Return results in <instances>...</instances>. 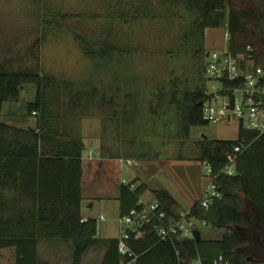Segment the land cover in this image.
I'll return each instance as SVG.
<instances>
[{"label":"trees","instance_id":"obj_1","mask_svg":"<svg viewBox=\"0 0 264 264\" xmlns=\"http://www.w3.org/2000/svg\"><path fill=\"white\" fill-rule=\"evenodd\" d=\"M33 1L37 5L45 2ZM98 1L108 3V10L62 11L46 6L38 17L42 18V25L70 30L82 52L89 57L124 56L132 49L114 42L112 21L131 25L153 17L151 9L178 5L192 19L185 33L187 45L192 39H202L208 27L226 24L230 34L229 49L238 53L250 47L255 61L264 65V0ZM127 2L132 3V9L120 11L117 6ZM176 15L183 16L181 12ZM106 21L109 22L107 27H96ZM200 48L196 57L205 73L206 53ZM27 82L37 87L35 99L27 104V115H35L36 124L29 127L9 124L2 119L4 103L17 99ZM71 85L72 82L60 80L46 71L40 62L17 69L0 65V251L15 247V264H51L41 258V241L67 244L72 264H83L84 255L93 248L101 252L99 264H118L124 258L118 251V237L98 236V220L83 219L81 213L85 143L82 137L71 132L66 122L68 114L63 110L54 112L51 104L67 90L69 103L62 101V106L84 108L96 98L98 91H74ZM195 88L181 96L174 81L171 92L162 89L163 96L169 95L180 107L185 133L193 125L208 123L202 117L200 103L206 97V85L201 83ZM241 143L244 148L237 157L234 174L222 171L227 153ZM199 149L196 159L210 163L216 175L213 182L220 195L212 197L208 208L200 199L191 201L188 217L218 228L228 229L230 224L246 227L248 218L243 208L247 198L254 203L264 226V132L240 128L236 139L202 138ZM163 163L166 168L168 162ZM148 189L146 183L121 184L120 216L138 205ZM152 192L170 214L178 215V202L167 189H152ZM247 243L245 236L231 230L219 239L182 238L180 233L174 234L172 239H162L155 222L145 227L142 236L129 241L136 254L135 264H192L194 260L213 264L220 254L231 264H258L250 261L249 254L242 249Z\"/></svg>","mask_w":264,"mask_h":264},{"label":"rangeland","instance_id":"obj_2","mask_svg":"<svg viewBox=\"0 0 264 264\" xmlns=\"http://www.w3.org/2000/svg\"><path fill=\"white\" fill-rule=\"evenodd\" d=\"M102 2L45 0L37 5L33 0H0V65L17 69L33 67L40 62L46 71L60 80L72 82L74 91L92 92L96 89L98 95L84 108L62 106V101L69 103L67 90L51 104L54 112L63 110L68 114L66 122L71 132L82 137L86 144L85 158L93 159L102 153H110L137 156L144 162H153V175L145 177L147 184L151 188H167L178 198L176 211L186 213L191 208H188L191 200L211 181L206 165L196 159L203 134L211 139H236L240 124L237 119L230 123L212 121L193 125L185 133L180 107L169 99V95L163 96L162 89L171 92L175 81L178 94L182 96L201 83H205L209 91L219 86L218 81L205 78L196 51L203 47L206 62L208 51L224 49L227 46V25L208 27L202 39H192L187 45L185 33L192 24L191 15L185 13L181 6L167 4L157 10L151 9L153 17L140 19L131 25L112 21L114 42L131 48L130 54L92 58L82 52L70 30L42 25V18L38 17L43 7L105 12L108 3ZM131 5L127 2L117 7L120 11H128L132 9ZM180 12L183 16L176 15ZM108 24L106 21L96 27L102 29ZM36 90L35 83H24L17 99L5 101L2 119L20 127L36 121L35 115H27V104L35 99ZM164 161L168 162L166 168L163 167ZM123 173L127 181L135 178L134 170L127 162ZM104 180L103 172L99 182ZM209 190H212L211 185ZM5 193L8 194L7 191ZM148 197L150 195L144 199ZM85 198L84 209L88 207V196ZM93 201L92 212L97 216L103 215L98 219L104 227L102 235L118 237L123 226L118 206L113 202L100 204L96 199ZM244 207L248 218L246 227L230 224L228 229L218 228L186 217L206 238L219 239L230 230L239 232L248 239L242 249L249 254L250 261L260 264L263 247L257 239L264 237V226L255 207L250 203ZM40 255L51 264H72L71 249L62 242L52 245L42 241ZM15 257V247L3 248L0 264H15ZM100 259L101 252L93 248L84 255L83 264H99Z\"/></svg>","mask_w":264,"mask_h":264},{"label":"built area","instance_id":"obj_3","mask_svg":"<svg viewBox=\"0 0 264 264\" xmlns=\"http://www.w3.org/2000/svg\"><path fill=\"white\" fill-rule=\"evenodd\" d=\"M227 46L222 50L210 51L206 56L204 76L208 81H218L219 86H214L213 91L206 88V97L201 101L202 117L206 122L225 121L230 123L237 119L240 128L264 132V65L257 63L248 51L234 53L229 49V31L225 32ZM244 144L236 145L227 153V162L222 171L234 174L236 160ZM206 165L207 175L210 176V185L202 191L200 200L208 208L212 197L219 196L213 179L209 162ZM207 191L209 194H206ZM178 215L170 214L164 204L154 199L144 201L140 199L138 205L132 207L126 214L120 216L122 228L118 236V251L123 259L118 264H135L136 254L129 241L132 237H140L145 232L147 225L156 223V229L162 239H172L174 234L180 233L182 238H194L195 226L186 216V213L178 212ZM192 264H201L200 260H194ZM213 264H231L220 254Z\"/></svg>","mask_w":264,"mask_h":264},{"label":"crops","instance_id":"obj_4","mask_svg":"<svg viewBox=\"0 0 264 264\" xmlns=\"http://www.w3.org/2000/svg\"><path fill=\"white\" fill-rule=\"evenodd\" d=\"M8 123V122H7ZM13 124V123H9ZM36 124V121H29V123L26 124L24 127L34 126ZM16 125V124H15ZM18 126V125H17ZM86 146V144H85ZM90 153L92 154V150H90ZM94 155V154H93ZM83 164H84V175L82 178V192H83V200L81 204V213L83 216V219L87 218H96L97 220L102 219L103 215L97 216L95 215L92 210H94V201L97 200L100 204H110L115 203L118 208L120 209V201H119V195H120V187L123 183L133 182V186H138V181L141 183H146L147 180H145V177H150L153 175V162H144L141 158L137 156H130L123 154H100L98 157L95 158H85L84 152H83ZM127 162L131 169L134 170V176L130 181H127L124 179V163ZM155 166V165H154ZM158 167V165H157ZM87 168L89 169V173H87ZM104 172L105 180L104 182H99L100 173ZM92 179V180H91ZM148 185V184H147ZM149 186V185H148ZM98 188V189H95ZM152 189H167V188H151L149 186V189L146 190L142 195L141 199L144 201H152L155 198L154 193L152 192ZM168 190V189H167ZM169 191V190H168ZM170 192V191H169ZM86 193V194H85ZM171 193V192H170ZM202 193V192H201ZM201 193L193 198L191 201H195L196 199H199L201 196ZM146 195H150V197L144 199ZM88 196V207L84 209V201L86 200L85 197ZM174 196V195H173ZM188 196V194H187ZM175 197V196H174ZM95 198V199H94ZM175 199L178 201V198L175 197ZM112 203V204H113ZM248 203H250L253 207H255L254 203L250 201L249 199H244V206H246ZM192 205V202L190 203V208ZM245 211V207L243 208V212ZM258 216V215H257ZM99 222V220H98ZM206 225V224H205ZM102 231H104L103 224H99V231L98 236L102 238H108L109 236H103ZM202 234V232H201ZM204 239H214V238H206ZM42 242V241H41ZM41 242L39 246L41 245Z\"/></svg>","mask_w":264,"mask_h":264},{"label":"water","instance_id":"obj_5","mask_svg":"<svg viewBox=\"0 0 264 264\" xmlns=\"http://www.w3.org/2000/svg\"><path fill=\"white\" fill-rule=\"evenodd\" d=\"M209 55V51L207 52V56ZM200 103H201V101H200ZM203 138H209L207 135H204L203 134ZM202 238V234H201V231H200V229H198V228H195L194 229V239H196V240H199V239H201Z\"/></svg>","mask_w":264,"mask_h":264},{"label":"flooded vegetation","instance_id":"obj_6","mask_svg":"<svg viewBox=\"0 0 264 264\" xmlns=\"http://www.w3.org/2000/svg\"><path fill=\"white\" fill-rule=\"evenodd\" d=\"M258 240V242L261 244L260 245V247L262 248L263 247V252L261 253L262 255V259H261V261H260V264L261 263H264V237H260V238H258L257 239Z\"/></svg>","mask_w":264,"mask_h":264}]
</instances>
